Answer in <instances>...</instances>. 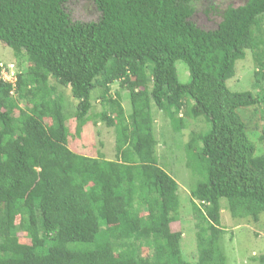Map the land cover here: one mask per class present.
<instances>
[{
    "label": "trees",
    "instance_id": "1",
    "mask_svg": "<svg viewBox=\"0 0 264 264\" xmlns=\"http://www.w3.org/2000/svg\"><path fill=\"white\" fill-rule=\"evenodd\" d=\"M68 1L0 0V42L28 60L14 83L0 79V264H227L221 200L232 218L264 213V0L227 5L207 30L191 20L197 0H90L99 14L88 21L73 20ZM247 50L255 94L227 86ZM50 78L77 100L76 135L98 118L113 127L114 158L69 147L70 116ZM155 107L175 135L197 118L208 127L183 146L197 177L192 258L178 184L159 163Z\"/></svg>",
    "mask_w": 264,
    "mask_h": 264
},
{
    "label": "rangeland",
    "instance_id": "2",
    "mask_svg": "<svg viewBox=\"0 0 264 264\" xmlns=\"http://www.w3.org/2000/svg\"><path fill=\"white\" fill-rule=\"evenodd\" d=\"M244 0H197L194 3V13L191 20L205 30L213 29L221 20L222 9L227 5L238 6ZM66 11L73 20L88 21L98 17V12L90 0H69L66 4ZM247 56L244 60H238L236 63V74L232 79L227 81V86L232 91L250 90L254 94L259 90L254 87V66L252 62V54L247 50ZM0 61L4 65L15 66L16 71H21L28 64L25 54L15 56L13 50L0 42ZM176 68L179 80L187 82L189 80V72L186 65L182 61L176 62ZM50 85L55 88V93L61 95L65 112L70 116L69 131L70 145L69 147L76 153L85 156H97L99 153L104 158H114V129L106 126L101 118H96L95 125L92 121L87 122L79 135L75 134L76 122L73 119V113L77 104V100L71 96L68 87H62L50 78ZM120 86L118 82L111 84V94L118 91ZM121 90L122 107L127 113L131 110L129 98L126 90ZM92 111H99L98 91L93 89L90 93ZM261 106L251 108L249 116L251 123H257L260 119ZM155 120V136L159 140L157 145V153L159 154V163L168 173H170L178 184L180 194L181 208L180 221L182 223V240L181 249L183 253L192 258L196 254V235L194 228V214L190 203V190L195 185L197 177L191 173L185 165L186 154L184 144L189 138L191 131H200L206 129V122L202 118L189 120L188 126L181 131L180 135L173 134L169 119L157 108H153ZM97 112V111H96ZM208 128V127H207ZM166 142V143H165ZM98 153V154H97ZM166 154V156H165ZM165 156V157H164ZM222 209V226L225 228L223 235V253L226 256L227 264H264V213L260 214L259 221H251L250 219L232 218L229 212ZM18 223V220L15 222ZM180 224H173V229H179ZM21 241H28L26 235L22 232L18 234ZM146 249H143L142 257L147 259Z\"/></svg>",
    "mask_w": 264,
    "mask_h": 264
},
{
    "label": "built area",
    "instance_id": "3",
    "mask_svg": "<svg viewBox=\"0 0 264 264\" xmlns=\"http://www.w3.org/2000/svg\"><path fill=\"white\" fill-rule=\"evenodd\" d=\"M0 79L11 83L15 82V70L12 64L9 66L0 65Z\"/></svg>",
    "mask_w": 264,
    "mask_h": 264
}]
</instances>
